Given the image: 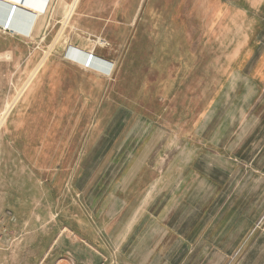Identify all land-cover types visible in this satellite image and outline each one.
Here are the masks:
<instances>
[{"label":"crops","instance_id":"0c3cea01","mask_svg":"<svg viewBox=\"0 0 264 264\" xmlns=\"http://www.w3.org/2000/svg\"><path fill=\"white\" fill-rule=\"evenodd\" d=\"M176 1L154 31L128 20L116 38L79 24L92 9L77 0L72 35L10 113L38 191L24 205L49 216L9 221L43 224L38 264H264V0H202L193 27ZM68 46L110 73L70 61Z\"/></svg>","mask_w":264,"mask_h":264},{"label":"rangeland","instance_id":"374dc122","mask_svg":"<svg viewBox=\"0 0 264 264\" xmlns=\"http://www.w3.org/2000/svg\"><path fill=\"white\" fill-rule=\"evenodd\" d=\"M76 1L25 0L24 5H21L20 0H0V14L11 11L10 16L6 17L4 14L0 18V264H38L45 245V240L38 235L41 234L40 226L43 224L32 221L30 224L13 225L12 221H9L14 215L24 218L31 214L35 208H27L28 202L38 199V191L32 186L33 176L20 163L18 146L12 144L16 141L13 135L15 128H8L7 121L10 120V113L27 89L31 78L36 75L37 69H40L42 61H45L46 54L56 48L64 34L72 35L74 29L71 28L73 23L70 20L74 11L72 7ZM87 1H90L87 7L92 10L80 13L81 16H77L78 23L103 35L107 31L116 38L128 29V20L133 23L131 27L134 30L138 29L143 33L154 31L153 18L156 9L170 2V0ZM181 3L185 5L182 10L185 20L193 27L192 15L198 12L202 0H182ZM11 8L15 9L14 12ZM96 16L109 17L111 25L103 26L102 21L95 19ZM194 16L197 18V15ZM198 17H201V13ZM49 23L53 26L57 23V26L53 27ZM28 33L30 35L26 38L21 36H26ZM74 37L86 43L87 49L93 51L109 46L103 36L89 35L85 39L83 35H74ZM64 55L83 69H87L86 66L89 65L90 69L104 74L109 72L110 64L91 52L68 46ZM89 57H91L90 61H88ZM120 90L124 96H127L128 89ZM69 190H54L51 194L57 195L63 192L68 196ZM24 200L29 201L24 205ZM35 213L39 214L38 210L35 209ZM38 216L46 218L49 215L43 212ZM25 232H29V235H25Z\"/></svg>","mask_w":264,"mask_h":264},{"label":"bare ground","instance_id":"6f19581e","mask_svg":"<svg viewBox=\"0 0 264 264\" xmlns=\"http://www.w3.org/2000/svg\"><path fill=\"white\" fill-rule=\"evenodd\" d=\"M7 12H8V11H7ZM7 12L4 11V12H2L3 14H1V15L3 16V15L5 14L6 17H7V15L10 16V12H11V11H9V13H7ZM3 19H4V18H3ZM0 26H1V25H0ZM2 27H3V26H2ZM6 31H8V30H6ZM10 31H11V30H10ZM10 31H9V32H10ZM12 32H13V31H12ZM109 67H110V65H109ZM86 68L89 69V68H90L89 65H87ZM109 69H110V68H109ZM110 71H111V70H109L108 73H110Z\"/></svg>","mask_w":264,"mask_h":264},{"label":"water","instance_id":"95a60500","mask_svg":"<svg viewBox=\"0 0 264 264\" xmlns=\"http://www.w3.org/2000/svg\"><path fill=\"white\" fill-rule=\"evenodd\" d=\"M20 1L22 2L21 5H24V1H25V0H20ZM19 3H20V2H19ZM11 9H13V12H14L15 9H14V8H11ZM13 12H12L11 16L13 15ZM90 60H91V57H89L88 61H90Z\"/></svg>","mask_w":264,"mask_h":264},{"label":"built area","instance_id":"2783aa9c","mask_svg":"<svg viewBox=\"0 0 264 264\" xmlns=\"http://www.w3.org/2000/svg\"><path fill=\"white\" fill-rule=\"evenodd\" d=\"M5 31V30H4ZM30 35V33H28L26 36H24V35H21L23 38H26V37H28Z\"/></svg>","mask_w":264,"mask_h":264}]
</instances>
